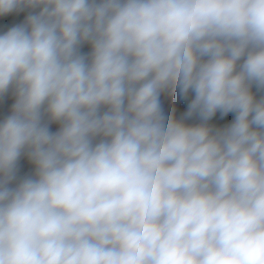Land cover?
Returning <instances> with one entry per match:
<instances>
[{
    "label": "clouds",
    "instance_id": "1",
    "mask_svg": "<svg viewBox=\"0 0 264 264\" xmlns=\"http://www.w3.org/2000/svg\"><path fill=\"white\" fill-rule=\"evenodd\" d=\"M0 264H264V0H0Z\"/></svg>",
    "mask_w": 264,
    "mask_h": 264
},
{
    "label": "rangeland",
    "instance_id": "2",
    "mask_svg": "<svg viewBox=\"0 0 264 264\" xmlns=\"http://www.w3.org/2000/svg\"><path fill=\"white\" fill-rule=\"evenodd\" d=\"M184 105L182 104L181 106H180V108H181V110H183L184 109ZM178 115H179V113H178ZM231 117H229V119H230Z\"/></svg>",
    "mask_w": 264,
    "mask_h": 264
}]
</instances>
